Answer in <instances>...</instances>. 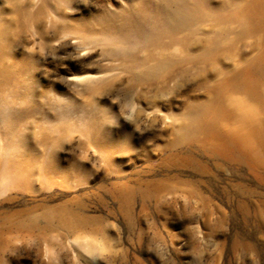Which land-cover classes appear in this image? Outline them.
I'll use <instances>...</instances> for the list:
<instances>
[{
  "label": "rangeland",
  "instance_id": "rangeland-1",
  "mask_svg": "<svg viewBox=\"0 0 264 264\" xmlns=\"http://www.w3.org/2000/svg\"><path fill=\"white\" fill-rule=\"evenodd\" d=\"M0 26L39 93L104 110L0 171V264H264V0H0Z\"/></svg>",
  "mask_w": 264,
  "mask_h": 264
},
{
  "label": "clouds",
  "instance_id": "clouds-1",
  "mask_svg": "<svg viewBox=\"0 0 264 264\" xmlns=\"http://www.w3.org/2000/svg\"><path fill=\"white\" fill-rule=\"evenodd\" d=\"M14 44L10 26H0V171L5 181L14 180L19 172L27 135L31 134L39 150L38 161H52L67 133L77 130L83 114L101 115L104 111L92 97L79 105L74 97L61 96L54 90L39 93L31 66L12 57ZM79 130L84 131L82 126ZM36 163L29 165L24 174L35 172Z\"/></svg>",
  "mask_w": 264,
  "mask_h": 264
},
{
  "label": "bare ground",
  "instance_id": "bare-ground-1",
  "mask_svg": "<svg viewBox=\"0 0 264 264\" xmlns=\"http://www.w3.org/2000/svg\"><path fill=\"white\" fill-rule=\"evenodd\" d=\"M235 135L237 136V137H242L244 134L241 132V130H237L236 132H235ZM248 141H250V139H248Z\"/></svg>",
  "mask_w": 264,
  "mask_h": 264
}]
</instances>
